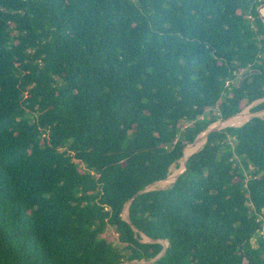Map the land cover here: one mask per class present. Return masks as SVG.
<instances>
[{
    "label": "trees",
    "instance_id": "16d2710c",
    "mask_svg": "<svg viewBox=\"0 0 264 264\" xmlns=\"http://www.w3.org/2000/svg\"><path fill=\"white\" fill-rule=\"evenodd\" d=\"M262 4L0 0V264H264Z\"/></svg>",
    "mask_w": 264,
    "mask_h": 264
},
{
    "label": "rangeland",
    "instance_id": "374dc122",
    "mask_svg": "<svg viewBox=\"0 0 264 264\" xmlns=\"http://www.w3.org/2000/svg\"><path fill=\"white\" fill-rule=\"evenodd\" d=\"M259 101L255 102V103H252L251 105L245 107L239 114L235 115L233 118H236V117H240V119L238 120L237 123H234V122H229V123H225L226 121H229V120H232L233 118H229L227 120H222L220 118H216L217 120L212 123L210 125V127H218L219 129H222V128H225V127H228V126H241L242 124H244L245 122H247L248 120H250L251 118L255 117V116H262L264 117V110L263 111H258V112H253L252 110V107L258 103ZM217 115V113H216ZM190 123L189 122H186V123H182L181 124V129L183 130L185 127H187ZM206 131H203L201 134H199L197 136V139L191 143V144H188L185 149H184V157L178 161L177 164H174L171 166L170 168V173L168 175V177L162 181H158L156 182L154 185H152L151 187V190L153 189H165V188H168L169 186H171L176 177L179 176L182 171L184 170V162H185V152L186 150L190 149L192 146H195L196 145V142L198 141L199 137L205 132L206 134ZM206 142V139L204 141V143L200 146V147H197L194 152H192L190 155H192L193 153L199 151L203 145L205 144ZM126 208V207H125ZM128 211V209H127ZM127 216V213H126V210L124 209L123 211V217H126ZM263 235H264V232H263ZM105 237L108 241H110L115 247L119 248L121 251L122 250V245L118 242V238H117V234H116V231L114 228L112 227H108L105 231ZM144 239L147 241V238L144 237ZM124 254H126L124 252Z\"/></svg>",
    "mask_w": 264,
    "mask_h": 264
},
{
    "label": "water",
    "instance_id": "95a60500",
    "mask_svg": "<svg viewBox=\"0 0 264 264\" xmlns=\"http://www.w3.org/2000/svg\"><path fill=\"white\" fill-rule=\"evenodd\" d=\"M264 7V4H262L259 8H258V11H259V13H260V16H261V18H262V20H263V22H264V17H263V15L261 14V8H263ZM246 74H248V73H246ZM264 100V98L262 99V100H260V101H263ZM232 118V117H231ZM227 120V119H226ZM207 131H206V140H207V137H208V135H209V133L210 132H213V131H217V130H220L218 127H208L207 129H206ZM196 139H197V137H196ZM195 139V140H196ZM194 140V141H195ZM183 157H184V155H183ZM188 159V158H187ZM187 159H185V162H184V170H185V166H186V161H187ZM184 170L182 171V173L184 172ZM178 178V176L176 177V179ZM175 179V180H176ZM156 183V182H155ZM155 183H153V184H151V185H149V186H147L145 189H143L142 191H140L139 193H142V192H145V191H149V190H151V187H152V185H154ZM129 204H130V201H129V203L126 205V206H129ZM124 219L126 220V221H128V222H130V218H129V214H128V211H127V216L126 217H124ZM151 241V240H150ZM165 249H166V247H165ZM165 249L163 250V252H162V254L165 252ZM161 254V255H162ZM160 255V256H161ZM131 263H133V264H144L143 262H131Z\"/></svg>",
    "mask_w": 264,
    "mask_h": 264
},
{
    "label": "bare ground",
    "instance_id": "6f19581e",
    "mask_svg": "<svg viewBox=\"0 0 264 264\" xmlns=\"http://www.w3.org/2000/svg\"><path fill=\"white\" fill-rule=\"evenodd\" d=\"M261 14H262L263 17H264V7L261 8ZM232 118H233V117H232ZM239 119H240V117L238 116V117H236V118H233L232 120L226 121L225 123H229V122L237 123ZM205 138H206V134H205V132H204V133L199 137L198 141L196 142V145H195V146H192L190 149L186 150V152H185V159H187V158L190 156V154H191L192 152H194V150H195L197 147H200V146L204 143ZM126 213H127V209H126Z\"/></svg>",
    "mask_w": 264,
    "mask_h": 264
},
{
    "label": "built area",
    "instance_id": "2783aa9c",
    "mask_svg": "<svg viewBox=\"0 0 264 264\" xmlns=\"http://www.w3.org/2000/svg\"><path fill=\"white\" fill-rule=\"evenodd\" d=\"M263 228H264V226H263ZM263 232H264V229H263Z\"/></svg>",
    "mask_w": 264,
    "mask_h": 264
}]
</instances>
